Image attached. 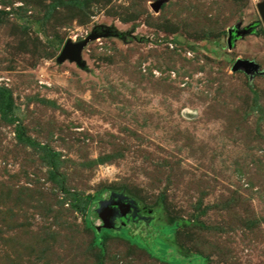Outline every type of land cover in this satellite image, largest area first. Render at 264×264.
I'll return each mask as SVG.
<instances>
[{
  "label": "rangeland",
  "instance_id": "374dc122",
  "mask_svg": "<svg viewBox=\"0 0 264 264\" xmlns=\"http://www.w3.org/2000/svg\"><path fill=\"white\" fill-rule=\"evenodd\" d=\"M158 1L0 0V264H264V0Z\"/></svg>",
  "mask_w": 264,
  "mask_h": 264
},
{
  "label": "water",
  "instance_id": "95a60500",
  "mask_svg": "<svg viewBox=\"0 0 264 264\" xmlns=\"http://www.w3.org/2000/svg\"><path fill=\"white\" fill-rule=\"evenodd\" d=\"M163 0H159L156 3L152 4V7L154 10H159L161 4L163 3ZM258 12L261 16L262 23L264 25V1L257 4ZM233 32L232 30H229V39L228 44L229 47H232V36ZM101 34L92 33L84 40H81L79 42H73L68 40L65 45L63 46L60 55L58 56V62H63L67 59H69L72 62H76L79 66L83 67L85 65V62L82 60L81 52L83 48L87 45V43L90 40L96 39ZM234 70H240L243 69L246 73L253 75L256 72H258L259 65L253 61L250 60H243L238 59L233 67ZM101 206V211L98 217V222H95V228L98 233L102 231V229H112L114 231H117L121 228L122 225H125L124 218L127 216V213L129 212L130 208L132 207V204L130 202L126 201H110L105 200L103 201ZM119 211V214H117V209ZM93 222V223H94Z\"/></svg>",
  "mask_w": 264,
  "mask_h": 264
},
{
  "label": "flooded vegetation",
  "instance_id": "af4514ba",
  "mask_svg": "<svg viewBox=\"0 0 264 264\" xmlns=\"http://www.w3.org/2000/svg\"><path fill=\"white\" fill-rule=\"evenodd\" d=\"M236 35H233V39H235ZM105 200H110L112 202L114 201H126V202H130L132 204V207L130 208L129 212L127 213V216L124 218L125 220V224L130 225V224H135L138 226H144L145 230L144 234H147L148 231L150 230V225H152L153 222H155V217L153 214H148L145 213L144 208L141 206V204L135 200V199H128L126 198V196H122L120 194H109L108 197ZM104 200V201H105ZM114 207V206H113ZM115 209H117L116 207H114ZM120 209L118 211L117 209V214H119ZM137 226V227H138ZM138 232V231H136ZM146 232V233H145Z\"/></svg>",
  "mask_w": 264,
  "mask_h": 264
},
{
  "label": "trees",
  "instance_id": "16d2710c",
  "mask_svg": "<svg viewBox=\"0 0 264 264\" xmlns=\"http://www.w3.org/2000/svg\"><path fill=\"white\" fill-rule=\"evenodd\" d=\"M115 32H116V34L115 35H117V36H120V37H123L124 36V33L123 32H117L116 30H115ZM0 109H2L1 111L3 112V113H5L4 111H5V107H3V105L0 103ZM4 109V110H3ZM120 194V195H122V196H126V198H128V199H134L133 197H131V196H129V195H127L126 193H124V192H120V193H118V192H110V194ZM101 196H98L97 197V200H98V202H100V205H101V203L105 200V199H103L102 197L100 198ZM92 216V215H91ZM90 216V217H91ZM179 225V223H176V224H174V226L176 227V226H178ZM103 230H105V229H102V231L100 232V233H98L97 231H96V237H97V239H98V242H99V245H101V241H102V239L105 237V233H103ZM112 230V229H111ZM175 230V229H174ZM114 231V230H113Z\"/></svg>",
  "mask_w": 264,
  "mask_h": 264
}]
</instances>
